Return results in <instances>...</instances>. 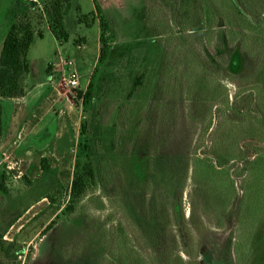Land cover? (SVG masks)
I'll list each match as a JSON object with an SVG mask.
<instances>
[{
	"label": "rangeland",
	"instance_id": "374dc122",
	"mask_svg": "<svg viewBox=\"0 0 264 264\" xmlns=\"http://www.w3.org/2000/svg\"><path fill=\"white\" fill-rule=\"evenodd\" d=\"M35 1L26 14L43 38L24 78L35 93L1 103L0 180L8 194L0 191V233L25 253L0 255V264H264V0H190L189 31L176 21L181 0H96L110 45L141 41L132 62L115 71L121 79L111 87L105 124L125 101L129 73L145 69L147 86L127 102L124 130L160 136L161 171L152 193L140 189L126 206L91 184L74 219L62 213L76 158L88 155L77 97L98 65L99 19L94 0H73L70 38L60 44L42 11L47 0ZM16 3L0 0V54ZM166 23L177 24L174 35ZM223 50L237 52L231 63ZM72 74L78 88L68 86ZM55 89L65 96L49 111Z\"/></svg>",
	"mask_w": 264,
	"mask_h": 264
},
{
	"label": "trees",
	"instance_id": "16d2710c",
	"mask_svg": "<svg viewBox=\"0 0 264 264\" xmlns=\"http://www.w3.org/2000/svg\"><path fill=\"white\" fill-rule=\"evenodd\" d=\"M72 1L47 0L42 5V11L48 22V30L60 44L67 43L70 38L66 30L65 20L71 10ZM189 1L181 0V9H178L176 2V21L179 26L183 27L181 31H189L187 27L190 20L186 13L190 6ZM16 4L13 19L0 54V99L7 101L26 96L24 78L32 71L28 54L36 40L43 38V32H35L30 18L26 14L28 6L37 8V1L33 0L27 3L24 0H17ZM94 7L95 14L99 19L102 47L98 65L91 76L87 90L78 92L77 97L79 101H82L83 113L79 134L81 138L88 141V155L84 159L80 155L76 158L69 201L62 213L71 219H74L72 216L75 208L91 184L98 186L108 197L116 199L120 205L126 206L128 201L137 196L140 189L152 193V188L158 181L161 171L162 145L160 136L156 135L150 128L148 132L142 128L137 129L138 133L128 132L127 134L124 130L126 124L128 126L131 120L130 107L128 111L126 109L127 102L131 101L137 92L144 90L147 86L148 72L145 69L143 72L133 71L129 73L131 86L125 96V101L117 108L111 126L105 124L104 108L106 109L111 87L119 76L116 75L115 71L122 69L126 63L132 62L138 53L137 50L141 46V41L134 46L129 42L110 45L108 40L110 24L96 0H94ZM21 13L25 16L23 19H18ZM176 28L177 24L176 27H173L166 23V34L174 35ZM160 33L165 34L163 31ZM177 34H179L178 31ZM224 41V49L229 48L230 43H227L226 37H224ZM176 42H179L178 39ZM235 50L227 53L226 50L222 51L225 64L231 63V56L237 55ZM119 79H121L120 76ZM154 118L150 112L148 120L152 121ZM4 131L3 107L0 104V138L4 135ZM41 168L43 171L50 170L47 159L42 160ZM24 179L31 184L27 177ZM5 183V176L3 175L0 180V191L8 194ZM73 223L77 224L75 221ZM54 226L55 222H51L42 232V236L53 230ZM4 237L5 233H0V255L15 260L24 256L23 247L13 242H6ZM94 247L100 253L101 246L98 242L95 243Z\"/></svg>",
	"mask_w": 264,
	"mask_h": 264
},
{
	"label": "crops",
	"instance_id": "0c3cea01",
	"mask_svg": "<svg viewBox=\"0 0 264 264\" xmlns=\"http://www.w3.org/2000/svg\"><path fill=\"white\" fill-rule=\"evenodd\" d=\"M79 83H80V80H79ZM55 91H57L56 89H55ZM32 93H35V91H34V89H32L31 91H28L27 89H26V96L25 97H27L28 95H30V94H32ZM53 93H54V91H53ZM55 95H56V100L51 104V106L49 107V111H50V109L52 108H54L56 105H57V103H58V100L60 101L61 99H62V96L64 97L65 95L64 94H61V93H59V90L57 91V92H55ZM5 101H7V100H1L0 99V104L2 103V102H5ZM13 101H15V100H12V102ZM68 102H71V99L68 97V100H67ZM7 102H11V100H9V101H7ZM72 109V108H71ZM80 123H81V121H80ZM33 129L34 130H36V128H35V126L33 127ZM9 146H11L10 144L8 145V147ZM9 148H7L6 150H8ZM11 154H12V152H9V156H11ZM10 159V158H9ZM9 168V167H8ZM10 169V168H9Z\"/></svg>",
	"mask_w": 264,
	"mask_h": 264
},
{
	"label": "built area",
	"instance_id": "2783aa9c",
	"mask_svg": "<svg viewBox=\"0 0 264 264\" xmlns=\"http://www.w3.org/2000/svg\"><path fill=\"white\" fill-rule=\"evenodd\" d=\"M68 86H71L72 88H78L80 86L79 79L76 74L71 75L68 80Z\"/></svg>",
	"mask_w": 264,
	"mask_h": 264
}]
</instances>
